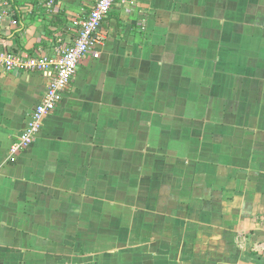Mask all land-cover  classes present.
Segmentation results:
<instances>
[{"label":"crops","instance_id":"obj_1","mask_svg":"<svg viewBox=\"0 0 264 264\" xmlns=\"http://www.w3.org/2000/svg\"><path fill=\"white\" fill-rule=\"evenodd\" d=\"M51 3L0 5V48L52 54L95 0ZM100 32L15 154L49 74L0 73V264H264V0H117Z\"/></svg>","mask_w":264,"mask_h":264},{"label":"built area","instance_id":"obj_2","mask_svg":"<svg viewBox=\"0 0 264 264\" xmlns=\"http://www.w3.org/2000/svg\"><path fill=\"white\" fill-rule=\"evenodd\" d=\"M55 0H51V4ZM117 0H95L91 11L75 21L78 33L71 43H59L52 54L26 52L0 48V73L42 72L48 73L49 84L41 101L34 108L22 134L13 143L11 152H21L33 142L40 132L44 119L61 103L63 93L73 80L79 63L94 51L104 35L100 28ZM11 0H0L1 6H9Z\"/></svg>","mask_w":264,"mask_h":264},{"label":"rangeland","instance_id":"obj_3","mask_svg":"<svg viewBox=\"0 0 264 264\" xmlns=\"http://www.w3.org/2000/svg\"><path fill=\"white\" fill-rule=\"evenodd\" d=\"M248 236H250V234H248Z\"/></svg>","mask_w":264,"mask_h":264},{"label":"trees","instance_id":"obj_4","mask_svg":"<svg viewBox=\"0 0 264 264\" xmlns=\"http://www.w3.org/2000/svg\"><path fill=\"white\" fill-rule=\"evenodd\" d=\"M62 20V19H61ZM63 21V20H62ZM64 22V21H63Z\"/></svg>","mask_w":264,"mask_h":264}]
</instances>
